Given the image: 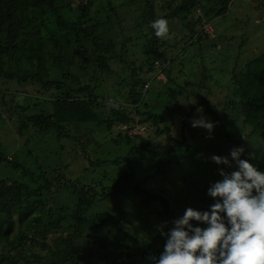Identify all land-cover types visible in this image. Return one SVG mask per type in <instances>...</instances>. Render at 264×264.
I'll return each mask as SVG.
<instances>
[{"label":"trees","instance_id":"trees-1","mask_svg":"<svg viewBox=\"0 0 264 264\" xmlns=\"http://www.w3.org/2000/svg\"><path fill=\"white\" fill-rule=\"evenodd\" d=\"M231 1L164 0V4L156 7L154 0H126L124 3L127 6L138 5L141 12V22L134 19L129 22L131 32H141L139 37L147 43L148 69H159L163 63L158 51L169 48L164 39L153 34L150 27L153 20L163 17L168 24L178 20L182 34L171 33L174 41L178 39L173 49L179 48V51L185 52L207 35L203 29L196 31L194 27L212 25L215 19L224 18ZM116 7L106 0H0V80H15L53 93L51 101L29 106L33 111L31 115L25 113L28 106L21 107L18 134L21 136L33 130L36 136L31 145L38 152L42 153L44 141L53 145L61 140L76 142V131L79 129L89 133L87 126H94L109 134L115 126H125L131 130L148 123L155 128L156 138L164 135L166 139H171V127H160L164 119L161 115L150 110L139 111L140 107H148L144 99L146 92H143L146 81L136 77V72H144L142 66L132 67L129 89H120L127 91L119 92L114 101L99 93L101 76L113 74L111 63H123L124 54L134 45L132 40L136 39L133 34H124L121 25L125 20L120 19ZM158 9L160 15L156 13ZM116 50L121 53L120 57H115ZM225 58L224 54L222 60ZM20 60H25L24 73L17 68ZM164 70L162 68L160 71ZM231 74L234 90L228 99L235 102L227 101L235 103L243 124L251 128L250 136H258L264 141V52L251 60L245 70L232 71ZM17 99L25 101L22 97ZM197 108H204L215 125L223 128L216 113L204 100L190 107L182 124L185 125L186 119ZM179 110L173 112L181 116ZM226 110L222 112L228 114ZM132 138L131 135L125 136L124 142L132 145ZM181 138L180 141L174 140L178 150L186 145L183 135ZM185 148L189 147L186 145ZM83 149L80 145V155L84 154L85 159H89ZM138 150L140 146L132 145L129 154H135ZM28 156H31L30 152L26 153ZM24 157L25 154L21 158V155L12 153L0 144V169L7 175L11 174L10 177H0V264H149L147 257H158L162 250L155 249L139 235L116 230L120 224L116 217L106 212L93 216L86 213L95 204L110 200V193L118 190L120 179L113 188H99L101 181L97 179L84 187L77 181L66 179L58 170L53 171L56 175L51 179L45 173V168L33 165L36 159L31 156V161L29 159L26 164ZM253 157L252 163L264 170V144L260 156L257 157L255 153ZM88 162L90 168H95L94 164H102L100 161ZM131 176L133 173L124 172L120 177ZM63 184L72 187L75 212L69 219L59 218L53 223L58 230H66V239L60 241V236L48 238L51 216L48 214V222L44 224L41 206L48 200L50 192L63 188ZM134 192L137 196H145V207L154 202L161 206L157 216L165 225L169 226L176 219L166 199L138 187L134 188ZM211 203L209 200L203 209L206 210ZM14 217L17 224L15 230ZM27 228L32 231L28 233ZM94 231L103 232V235L96 241L88 242L87 235ZM80 241L86 244L79 246ZM86 246L90 256L88 251H83Z\"/></svg>","mask_w":264,"mask_h":264},{"label":"rangeland","instance_id":"rangeland-1","mask_svg":"<svg viewBox=\"0 0 264 264\" xmlns=\"http://www.w3.org/2000/svg\"><path fill=\"white\" fill-rule=\"evenodd\" d=\"M107 1L117 6L120 19L125 20L121 25L124 34H133L137 40L135 38L132 40L134 45L124 54L123 63H111L113 74L101 76L99 93L103 94L104 98L114 101L119 92L127 91L120 89L124 87L129 89L132 67L142 66L144 72H136V77H142L149 82V88L144 94L148 107H140L139 111L150 110L161 115L164 119L160 127H171V139H166L164 135L162 138H156L155 128L148 123L131 130L124 126H115L109 134L94 126H87L89 133L79 129L76 131V142L61 140L53 145L49 141H44L42 145L44 149L40 153L31 145L36 136L33 130H28L21 136L18 134L21 107H29L40 101L49 102L53 99V93L15 80L5 81L3 78L0 80V144L12 153L21 155V158L25 154L23 159L26 164L32 156L34 160L36 159L33 165L38 164L41 169L45 168V173L51 179L56 175L54 170L60 171L66 179L77 181L84 187L97 179L101 181L99 188L101 186L113 188L120 179L118 190L110 193V200L90 207L87 215L109 213L120 222L116 230L139 235L155 249L163 250L165 240L158 229L166 223L157 216L161 206L154 202L145 207V196H137L134 192L135 187L166 199L171 212L178 218L182 216L186 207L204 210L210 200L205 195L206 189L210 182L219 177L217 166L208 157L212 154L225 156L230 149L237 146L244 147L245 155L250 152L257 153L259 157L261 154L264 141L258 136H250L251 128L243 124L239 110L234 107L235 103L229 102L235 101L228 98L234 90L232 71L236 73L245 70L251 60L264 52V0H232L224 18L215 19L212 25L201 24L194 27L196 31H199V28L203 29L207 35L201 36V41L195 42L185 52L179 51V48L173 49V44L178 39L174 41L171 33L173 31L181 33L179 29L181 25L178 20L172 21L173 23L168 24L169 34L166 39L162 38L169 48L158 51L163 65L159 69L156 68L157 70L148 69L146 56L149 50L145 39L139 37L141 32H131L132 25L129 20L142 21L138 5L130 8L124 3L126 0ZM163 1L154 0L153 5L159 7L164 4ZM122 3L124 4L121 6ZM159 10L156 11L157 15L161 14ZM224 54L226 58L223 61ZM19 64L18 70L24 73L25 60H20ZM162 68H165L163 72L160 71ZM153 70L154 72H151ZM17 97H22L25 101L21 102ZM203 100L208 102L209 108L216 113L223 125V128L215 126L212 139H205L207 136L205 130L191 127L190 120L197 115L196 110L188 120L186 119L185 125L181 122L190 107ZM201 109L203 114L213 121L205 113L204 108ZM173 110H179V114L182 115L179 116ZM223 110L228 114L223 113ZM32 112V107H29L25 113L31 115ZM130 135L134 137L132 145L140 146V150L132 155L129 154L132 145L128 146L124 142L125 136ZM182 135L189 148L186 149L185 145L178 150L177 146H174V140H182ZM80 145L84 147L83 150L89 159H85L84 154L80 155ZM28 152L31 156L26 157ZM88 160L93 163L100 161L102 164H94L96 167L90 168ZM86 167L89 169L84 172L83 169ZM124 172L133 173V176L121 179L120 176ZM0 174V177L11 175H7L1 169ZM71 192L72 187L63 184V188L58 191L53 189L47 196L48 200L43 207L41 206L44 224L48 222V214L51 216L49 239L56 236H60L58 238L60 241L66 239V230H58L53 223L59 218L69 219L75 212V201ZM16 225L14 217V230ZM171 227L172 222L169 226L163 227V231L167 232ZM26 231L29 233L32 230L27 228ZM102 235L103 232L100 231L91 232L87 235L88 242L96 241ZM85 244L80 241L79 246ZM87 249L88 246L83 251L86 252ZM88 255H91L89 251Z\"/></svg>","mask_w":264,"mask_h":264},{"label":"clouds","instance_id":"clouds-1","mask_svg":"<svg viewBox=\"0 0 264 264\" xmlns=\"http://www.w3.org/2000/svg\"><path fill=\"white\" fill-rule=\"evenodd\" d=\"M150 27L158 38L169 34L163 17ZM115 53L120 57L119 50ZM148 87L146 81L144 93ZM196 114L191 127L205 130V139H212L215 123L200 108ZM208 159L217 166L219 177L205 192L212 203L206 210L186 207L167 232L166 225L160 226L163 250L158 257H147L149 264H264V170L252 163L253 154L245 155L243 146Z\"/></svg>","mask_w":264,"mask_h":264}]
</instances>
